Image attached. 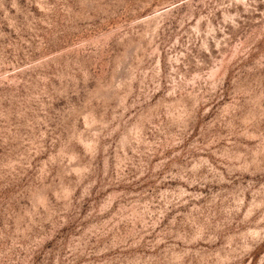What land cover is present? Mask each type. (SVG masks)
I'll use <instances>...</instances> for the list:
<instances>
[{
	"label": "rangeland",
	"instance_id": "374dc122",
	"mask_svg": "<svg viewBox=\"0 0 264 264\" xmlns=\"http://www.w3.org/2000/svg\"><path fill=\"white\" fill-rule=\"evenodd\" d=\"M0 264H264V0H0Z\"/></svg>",
	"mask_w": 264,
	"mask_h": 264
}]
</instances>
